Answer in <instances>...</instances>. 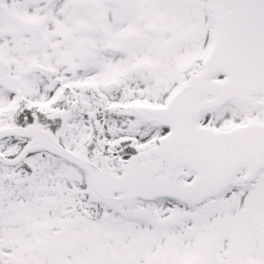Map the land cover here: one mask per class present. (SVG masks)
Instances as JSON below:
<instances>
[{"label": "snow or ice", "instance_id": "snow-or-ice-1", "mask_svg": "<svg viewBox=\"0 0 264 264\" xmlns=\"http://www.w3.org/2000/svg\"><path fill=\"white\" fill-rule=\"evenodd\" d=\"M0 264H264V0H0Z\"/></svg>", "mask_w": 264, "mask_h": 264}]
</instances>
